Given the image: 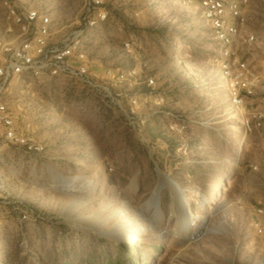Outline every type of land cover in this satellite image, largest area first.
I'll return each mask as SVG.
<instances>
[{
    "label": "rangeland",
    "instance_id": "rangeland-1",
    "mask_svg": "<svg viewBox=\"0 0 264 264\" xmlns=\"http://www.w3.org/2000/svg\"><path fill=\"white\" fill-rule=\"evenodd\" d=\"M15 1L51 16L53 42L85 4ZM202 5L107 0L108 18L84 43L101 94L69 77L13 83L20 119L45 152L0 156V264H264V0L244 11L256 41L226 46ZM4 17L0 0L2 33ZM238 61L256 80L242 107L225 77ZM255 111L263 123L248 130ZM174 183L197 214L185 230Z\"/></svg>",
    "mask_w": 264,
    "mask_h": 264
},
{
    "label": "built area",
    "instance_id": "built-area-1",
    "mask_svg": "<svg viewBox=\"0 0 264 264\" xmlns=\"http://www.w3.org/2000/svg\"><path fill=\"white\" fill-rule=\"evenodd\" d=\"M249 0H202L204 17L212 22L216 38L226 45L243 35L244 43L256 41V35L246 27L245 7ZM7 23L0 32V156L14 151L29 155H43L45 145L35 138L31 121H21L22 107L12 101L13 83L24 75L69 77L80 81L97 93L107 91L91 71L84 50L89 31L109 16L107 0H85L75 27L60 41L53 42L52 18L40 9L19 5L15 0H2ZM244 6V7H243ZM231 15L233 20L227 19ZM244 33V34H243ZM231 47V46H227ZM262 65L264 68V56ZM225 68L231 65H224ZM229 92L232 104L242 107L255 93L256 80L251 77L247 61H238L230 73ZM263 113L255 111L243 120L251 130L253 124L261 126ZM256 168V167H254ZM32 209H25L23 217L29 218Z\"/></svg>",
    "mask_w": 264,
    "mask_h": 264
},
{
    "label": "bare ground",
    "instance_id": "bare-ground-1",
    "mask_svg": "<svg viewBox=\"0 0 264 264\" xmlns=\"http://www.w3.org/2000/svg\"><path fill=\"white\" fill-rule=\"evenodd\" d=\"M176 188H177V195H178V199L179 201L181 202L180 203V207L178 209H176L175 207L173 208V213L178 215L179 216V219H180V223H181V226L184 227V230L185 228H189L192 224L195 223V218L197 217V214L193 212L192 208H191V205H190V200L187 199V196H184V192L183 190L176 184ZM59 185H63L67 190L68 189H71L70 186L74 185V182H67V183H59ZM56 186V185H54ZM162 187V184L157 188L156 190V194L154 195V200H155V203L157 202L158 203V194H159V191H160V188ZM65 189V190H66ZM72 190V189H71ZM177 200V199H176ZM153 203V202H152ZM175 204V203H174ZM179 204V203H178ZM156 206V205H154ZM158 206V205H157ZM176 206V205H175ZM158 209V208H157ZM153 222V221H152ZM179 223V224H180ZM205 225H206V221H203L198 229L192 233L191 235H189V238L190 239H193V238H196L198 235L202 234L204 228H205ZM180 228V227H179ZM131 230V229H130ZM162 232V231H161ZM160 232V233H161ZM135 233V230H131L130 232L127 231L126 234L128 235H131L133 236ZM138 233V232H137ZM162 233H167L166 231H163ZM168 234V233H167ZM172 234V233H171ZM134 237V236H133ZM131 238V237H130ZM132 239V238H131Z\"/></svg>",
    "mask_w": 264,
    "mask_h": 264
}]
</instances>
